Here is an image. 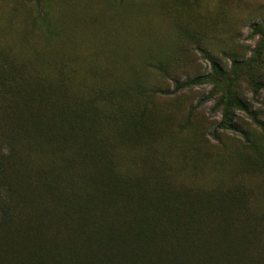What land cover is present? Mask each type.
<instances>
[{
	"label": "rangeland",
	"instance_id": "1",
	"mask_svg": "<svg viewBox=\"0 0 264 264\" xmlns=\"http://www.w3.org/2000/svg\"><path fill=\"white\" fill-rule=\"evenodd\" d=\"M52 103L105 141L112 210L173 234L229 225L264 264V0H0V234L58 224L43 189L58 179L45 139L66 133ZM230 113L240 132L214 131Z\"/></svg>",
	"mask_w": 264,
	"mask_h": 264
},
{
	"label": "trees",
	"instance_id": "2",
	"mask_svg": "<svg viewBox=\"0 0 264 264\" xmlns=\"http://www.w3.org/2000/svg\"><path fill=\"white\" fill-rule=\"evenodd\" d=\"M198 80L176 81L173 91L191 87ZM261 87L256 84L255 96ZM239 105L261 125L251 105L242 101ZM50 112L58 124H66V133L56 130L45 139L54 157L58 155L53 173L58 179L43 182L55 207L56 216L51 219L58 224L49 226L48 239L40 225L4 229L0 264H253L244 235L232 232L229 225L211 228L189 223L173 234L134 213L112 210L105 203L97 172L104 158L99 151L106 143L93 137L92 118L73 107L65 111L61 103H52ZM217 129L240 132L232 113L219 120L214 131ZM226 201L229 206L244 203L241 192L226 196ZM64 218L68 222H62Z\"/></svg>",
	"mask_w": 264,
	"mask_h": 264
}]
</instances>
